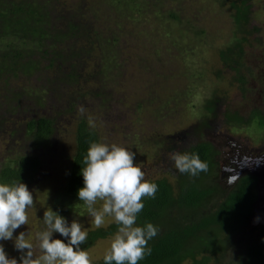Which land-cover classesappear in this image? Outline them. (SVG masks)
Listing matches in <instances>:
<instances>
[{"label":"trees","instance_id":"1","mask_svg":"<svg viewBox=\"0 0 264 264\" xmlns=\"http://www.w3.org/2000/svg\"><path fill=\"white\" fill-rule=\"evenodd\" d=\"M231 3L243 35L221 51V58L226 65H235L238 80L245 83L244 44L255 27H250L247 0ZM84 15L83 4L66 0H0V142L6 143L0 183L21 180L28 188L33 186L40 176L41 149H50L67 119L74 126L75 147L64 161V182L50 200L51 209L68 223L88 215L78 198L83 158L91 142L103 141L95 110L88 108L81 114L79 109L88 103L107 106L116 99L106 74L107 39ZM132 98L131 106L139 116L150 110L145 97ZM239 116L231 115L247 122ZM252 117L264 126V113L254 110ZM202 123L194 126L198 142L189 146L180 147L168 135L150 137L155 143L166 142L162 158L170 151L195 152L208 170L197 176L174 170L172 178H145L158 190L155 198L143 199L137 226L152 223L158 234L148 242L151 255L139 264H264V221L254 218L258 178L245 173L230 189L224 187L218 150L201 137ZM117 230L113 220L91 227L81 248L90 254L98 241L111 239ZM0 244L9 254V245ZM103 256L91 257L92 264H104Z\"/></svg>","mask_w":264,"mask_h":264},{"label":"rangeland","instance_id":"2","mask_svg":"<svg viewBox=\"0 0 264 264\" xmlns=\"http://www.w3.org/2000/svg\"><path fill=\"white\" fill-rule=\"evenodd\" d=\"M66 1L83 4L85 18L107 39L106 74L116 95L107 106L95 107L86 102L83 108L95 110L105 143H116L136 153L135 162L145 172V178L165 175L172 178L170 172L177 170L168 159L171 151L162 158L166 142L155 143L150 137L168 135L179 144L182 131L190 132L197 123L208 122L215 116L208 106H215L214 99L221 108H236L245 116L255 104L264 108V0H247L250 27L255 29L244 44L246 56L241 74L246 75L245 83L238 80L235 65H226L221 58V51L243 35L233 17L236 8L231 1L238 0ZM258 93L262 94L261 99ZM135 95L148 100L150 110L145 115L139 116L131 106ZM221 113L218 110L216 117L224 130L241 141L249 140L251 147L264 145V126L258 118L233 123ZM64 122L55 143L49 150L40 151V176L29 188L34 205L27 210L28 224L13 234L15 238L20 232L27 233L37 255L35 233L45 227L43 213L50 210V197L64 182V161L75 147L74 126L67 119ZM5 145L0 142V161H3ZM259 212L255 220L264 221V209ZM77 218L87 230L95 227L86 213ZM112 220L106 216L102 226ZM53 238L65 239L59 233H54ZM109 241H98L90 257L104 255ZM5 243L9 245V258L15 257L19 264L20 253L14 248V241Z\"/></svg>","mask_w":264,"mask_h":264},{"label":"clouds","instance_id":"3","mask_svg":"<svg viewBox=\"0 0 264 264\" xmlns=\"http://www.w3.org/2000/svg\"><path fill=\"white\" fill-rule=\"evenodd\" d=\"M79 111L84 114L85 109L81 106ZM89 123L93 124L91 118ZM135 156V152L122 145L100 141L91 142L83 158L79 201L84 202L96 228L104 224L106 216L118 225L103 256L104 264H139L151 255L148 242L158 234L152 223L137 226L143 199L155 198L158 186L145 179ZM168 159L182 174L197 176L208 170V164L195 152H172ZM33 205V192L21 180L0 183V241H14V248L20 253L19 264H92L89 252L81 248L87 240V228L75 219L69 224L51 208L43 213L45 227L35 233L39 255L27 233L20 232L14 238L15 230L28 224L27 210ZM54 233L65 239H54ZM0 264H18L15 257L9 258L3 244H0Z\"/></svg>","mask_w":264,"mask_h":264},{"label":"flooded vegetation","instance_id":"4","mask_svg":"<svg viewBox=\"0 0 264 264\" xmlns=\"http://www.w3.org/2000/svg\"><path fill=\"white\" fill-rule=\"evenodd\" d=\"M245 56L246 55L244 54V58ZM258 96H259V99H261L262 94L258 93ZM214 103L216 105L214 106V109L211 112H214L215 116L212 118H209L208 122L204 121L202 123L203 125H201L202 127L201 137L204 135L203 139L209 141L218 150V160L220 164V173H219L220 182L224 185V187L230 189L232 187V185H230L231 179H233L236 176L239 170L243 171L244 172L243 174L254 173L258 178L257 203L259 202V205L261 203V207L262 209H264V200H263L264 198V145L260 147H251L249 145V140H247L246 142V141H241L238 137L235 138L233 135H231L227 131V129L226 130L223 129L222 124L218 122L219 120L218 117H216V114L218 113V110H219L220 112H222L221 114L223 116L224 115L226 116L225 118L227 119V121L229 122L233 121L234 123V121L239 120V118H232L231 115H234V117L235 115L237 116L241 115L243 116V119L249 120L252 111L259 110L262 113H264V108H261L255 104V106H253L252 109L250 110L249 115L245 116L246 114L236 111L235 110L236 108H233L232 110H228L227 108H224V107L221 108L219 105H217L218 103L217 100H215ZM197 125L199 124L197 123L195 126ZM180 137H181V141L179 142V145H181L180 147L189 146L190 142L191 143L198 142V137L194 133V127L192 128V131L190 132H187V130L182 131V134ZM187 138H189V140ZM260 188L263 193L262 202L259 199V189ZM257 203H256V207H257ZM257 213H260V212H257ZM258 215L259 214H257V216ZM257 216L254 215V218Z\"/></svg>","mask_w":264,"mask_h":264},{"label":"water","instance_id":"5","mask_svg":"<svg viewBox=\"0 0 264 264\" xmlns=\"http://www.w3.org/2000/svg\"><path fill=\"white\" fill-rule=\"evenodd\" d=\"M243 173H244L243 171L239 170V172L236 174V176H235L233 179H231V183H230V185H233V184L235 183V181L238 179V177H239L241 174H243ZM262 196H263V193H262L261 188H260V189H259V199H260L261 202H262ZM260 209H262V207H261V203H260V205H259V202H258V203H257V207H256V213H255V215L258 214L257 212H259Z\"/></svg>","mask_w":264,"mask_h":264}]
</instances>
